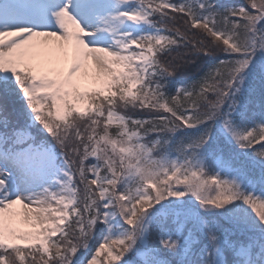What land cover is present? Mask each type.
Masks as SVG:
<instances>
[{"label":"snow or ice","instance_id":"6c2138e0","mask_svg":"<svg viewBox=\"0 0 264 264\" xmlns=\"http://www.w3.org/2000/svg\"><path fill=\"white\" fill-rule=\"evenodd\" d=\"M0 264H264V0H0Z\"/></svg>","mask_w":264,"mask_h":264}]
</instances>
